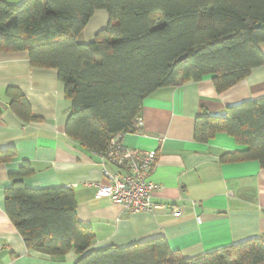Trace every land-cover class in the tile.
<instances>
[{
	"label": "trees",
	"instance_id": "obj_1",
	"mask_svg": "<svg viewBox=\"0 0 264 264\" xmlns=\"http://www.w3.org/2000/svg\"><path fill=\"white\" fill-rule=\"evenodd\" d=\"M108 15L88 44L78 39L93 13ZM264 0H0V52H26L32 67L52 69L71 103L65 135L79 149L104 153L118 134L140 133L142 103L156 90L210 77L220 94L264 65ZM10 107L23 122H38L24 97L8 88ZM226 133L244 149L221 163L256 161L264 169V99L205 110L196 117L194 140ZM13 148L0 150L10 162ZM28 162L10 174L4 211L27 250L75 264H264V235L192 258L171 251L164 238L126 247H91L90 228L76 218L71 189L26 188Z\"/></svg>",
	"mask_w": 264,
	"mask_h": 264
},
{
	"label": "crops",
	"instance_id": "obj_2",
	"mask_svg": "<svg viewBox=\"0 0 264 264\" xmlns=\"http://www.w3.org/2000/svg\"><path fill=\"white\" fill-rule=\"evenodd\" d=\"M19 4L25 0H5ZM108 23L95 11L79 36L92 42ZM264 55V43L259 46ZM8 88L20 91L38 122H23L10 107ZM264 99V65L218 94L211 78L156 90L142 103L140 133L125 134L131 150L154 154L150 175L157 187L151 212L128 213L122 206L95 197L105 183L100 158L82 151L65 135L71 103L52 69L32 67L26 52H0V150L13 148L15 157L0 163V264H75L70 251L49 257L26 249L4 211L10 174L28 162L33 174L26 188L71 189L78 222L92 230L91 247H126L164 238L171 251L196 257L264 235V169L258 162L221 163L220 156L244 148L226 133L207 143L194 140L195 119L205 110L224 117L226 108Z\"/></svg>",
	"mask_w": 264,
	"mask_h": 264
},
{
	"label": "built area",
	"instance_id": "obj_3",
	"mask_svg": "<svg viewBox=\"0 0 264 264\" xmlns=\"http://www.w3.org/2000/svg\"><path fill=\"white\" fill-rule=\"evenodd\" d=\"M124 134L115 135L100 158L101 175L105 183L97 189V199H107L122 206L128 213L151 212V202L157 187L151 181L156 156L128 149L123 143Z\"/></svg>",
	"mask_w": 264,
	"mask_h": 264
},
{
	"label": "water",
	"instance_id": "obj_4",
	"mask_svg": "<svg viewBox=\"0 0 264 264\" xmlns=\"http://www.w3.org/2000/svg\"><path fill=\"white\" fill-rule=\"evenodd\" d=\"M256 27H263L264 28V25H261V24H257Z\"/></svg>",
	"mask_w": 264,
	"mask_h": 264
}]
</instances>
